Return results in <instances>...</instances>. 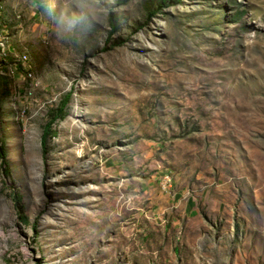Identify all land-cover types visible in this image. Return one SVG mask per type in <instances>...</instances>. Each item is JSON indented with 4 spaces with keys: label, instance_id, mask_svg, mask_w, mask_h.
<instances>
[{
    "label": "rangeland",
    "instance_id": "1",
    "mask_svg": "<svg viewBox=\"0 0 264 264\" xmlns=\"http://www.w3.org/2000/svg\"><path fill=\"white\" fill-rule=\"evenodd\" d=\"M128 8L0 0V264H264V0Z\"/></svg>",
    "mask_w": 264,
    "mask_h": 264
},
{
    "label": "clouds",
    "instance_id": "2",
    "mask_svg": "<svg viewBox=\"0 0 264 264\" xmlns=\"http://www.w3.org/2000/svg\"><path fill=\"white\" fill-rule=\"evenodd\" d=\"M128 4L129 0H38L57 34L74 43L105 36L117 14L132 11ZM137 6L140 8L141 0Z\"/></svg>",
    "mask_w": 264,
    "mask_h": 264
},
{
    "label": "trees",
    "instance_id": "3",
    "mask_svg": "<svg viewBox=\"0 0 264 264\" xmlns=\"http://www.w3.org/2000/svg\"><path fill=\"white\" fill-rule=\"evenodd\" d=\"M69 96H70V93L66 94L63 97L60 106L56 109L55 113H53L51 119L46 124V129H45V131H44V133L42 135L43 136L42 140H45L44 139L45 135L49 132L51 123L54 122L56 119L63 117V115H64V107H65V104H66ZM41 145H42V148H43L44 147V142L43 141L41 142ZM0 158H1V163L3 165L4 173H7L8 172V167H7V161H6L5 156H4L3 147H0ZM16 197H19V195L17 194Z\"/></svg>",
    "mask_w": 264,
    "mask_h": 264
}]
</instances>
